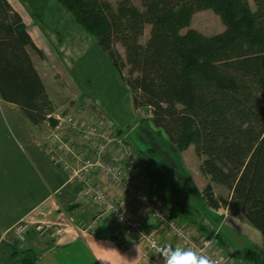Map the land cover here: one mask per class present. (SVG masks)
<instances>
[{"label":"trees","instance_id":"obj_1","mask_svg":"<svg viewBox=\"0 0 264 264\" xmlns=\"http://www.w3.org/2000/svg\"><path fill=\"white\" fill-rule=\"evenodd\" d=\"M25 1L43 21L47 3ZM57 1L121 70L134 108H149L154 125L179 150L194 147L209 180L206 205L230 208L264 235V0H141L142 9L132 0ZM203 10L219 16L222 32L190 27ZM32 53L43 57L22 15L0 0V98L33 124H55ZM172 216L180 213L173 209ZM217 239L224 242L220 234ZM19 261L37 264V255L28 248Z\"/></svg>","mask_w":264,"mask_h":264},{"label":"rangeland","instance_id":"obj_2","mask_svg":"<svg viewBox=\"0 0 264 264\" xmlns=\"http://www.w3.org/2000/svg\"><path fill=\"white\" fill-rule=\"evenodd\" d=\"M118 1L111 0L113 4ZM132 1L143 8L141 0ZM9 2L21 12L29 25H36L44 37L42 53L47 61L36 60L46 84L55 95L56 103H75L73 111L59 109L60 115L85 112L93 117L96 113L105 114L113 128L129 133L128 141L139 155L140 166L149 172V181L155 185L154 191L170 209L180 213L181 220L194 234H220L225 240L222 245L217 239L221 252L232 256V260L248 257L244 250L251 247L250 242L237 229L240 222H245L244 218L232 214L230 208L214 210L206 205L202 191L209 180L200 171L201 158L194 147L190 146L187 151L179 150L166 133L154 125L149 108H134L132 93L121 70L98 45L96 37L77 24L71 13L57 0H38L41 5L47 3L41 22L33 16L25 0ZM190 27L205 35L220 33L225 28L212 10L196 12ZM149 31L150 25L141 38L142 42L148 39ZM119 49L123 52L121 47ZM45 127L44 143L49 145L53 129L50 125ZM213 186L217 194L228 196L223 186ZM44 226L54 228V225L36 226L28 221H23L18 227L25 229L24 237L33 231L40 237L52 238L51 234L43 235L40 227ZM199 227L204 230H199ZM17 229L14 233L18 237Z\"/></svg>","mask_w":264,"mask_h":264},{"label":"crops","instance_id":"obj_3","mask_svg":"<svg viewBox=\"0 0 264 264\" xmlns=\"http://www.w3.org/2000/svg\"><path fill=\"white\" fill-rule=\"evenodd\" d=\"M24 23L35 44L43 50L44 37L38 27L25 20ZM32 58L52 102L53 114H61V108L73 111L75 103H56L55 95L46 84L36 59L47 61V58L36 53H32ZM76 116L85 122L91 119L85 112ZM45 126L47 122L33 124L18 105L0 98V264H20L21 252L28 248L36 253L37 264H137L142 248L115 218L101 216L100 205L83 204L82 185L48 154V144L44 143ZM142 169L149 181V172ZM96 180L108 185L103 177ZM154 188L153 184L152 190L157 194ZM110 189L133 218L148 221L147 215L127 201L117 187L111 185ZM73 205L77 206L72 209ZM236 216L244 218L241 214ZM23 221L36 226L54 225L56 233L48 239L31 231L20 240L14 230ZM238 225L237 229L250 242L251 247L244 250L248 257L232 260V256L228 257L218 247L217 253L230 258L233 264H264V235L244 221ZM199 230L204 229L199 227ZM162 238L169 246L178 247L165 233ZM224 243L225 240L222 245Z\"/></svg>","mask_w":264,"mask_h":264},{"label":"built area","instance_id":"obj_4","mask_svg":"<svg viewBox=\"0 0 264 264\" xmlns=\"http://www.w3.org/2000/svg\"><path fill=\"white\" fill-rule=\"evenodd\" d=\"M49 117L54 118L55 124L47 122L53 129L48 154L82 185V203L100 205L101 216L115 218L142 248V257L137 264H163L160 252L169 245L162 233L171 237L178 247L206 255L213 264H233L230 258L217 253L216 234L195 235L180 216H172L173 209L153 192V184L144 176L139 155L128 141V132L116 131L102 113H96L87 122L74 114ZM98 177L107 179L108 185L98 182ZM111 185L144 212L148 221L133 218L129 209L114 195ZM18 228V237L23 240L25 229ZM40 228L43 235L54 236L56 233L49 226ZM92 228L96 229L94 225Z\"/></svg>","mask_w":264,"mask_h":264},{"label":"clouds","instance_id":"obj_5","mask_svg":"<svg viewBox=\"0 0 264 264\" xmlns=\"http://www.w3.org/2000/svg\"><path fill=\"white\" fill-rule=\"evenodd\" d=\"M163 264H213L201 252L186 247H166L161 250Z\"/></svg>","mask_w":264,"mask_h":264}]
</instances>
